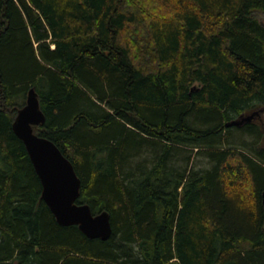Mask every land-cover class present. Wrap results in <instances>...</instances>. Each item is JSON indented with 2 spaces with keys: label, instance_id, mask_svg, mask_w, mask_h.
I'll list each match as a JSON object with an SVG mask.
<instances>
[{
  "label": "trees",
  "instance_id": "trees-1",
  "mask_svg": "<svg viewBox=\"0 0 264 264\" xmlns=\"http://www.w3.org/2000/svg\"><path fill=\"white\" fill-rule=\"evenodd\" d=\"M264 0H0V264H264ZM31 89L107 240L61 226L13 131Z\"/></svg>",
  "mask_w": 264,
  "mask_h": 264
},
{
  "label": "water",
  "instance_id": "water-1",
  "mask_svg": "<svg viewBox=\"0 0 264 264\" xmlns=\"http://www.w3.org/2000/svg\"><path fill=\"white\" fill-rule=\"evenodd\" d=\"M258 113L226 124V127L241 126L251 121ZM45 123L40 108L38 93L31 89L26 106L17 112L13 131L20 138L31 158L43 186L42 198L61 226L78 225L90 239L107 240L113 232L110 214L94 215L89 205H79L82 181L74 164L49 139L34 132V127ZM264 199V193H263Z\"/></svg>",
  "mask_w": 264,
  "mask_h": 264
},
{
  "label": "flooded vegetation",
  "instance_id": "flooded-vegetation-1",
  "mask_svg": "<svg viewBox=\"0 0 264 264\" xmlns=\"http://www.w3.org/2000/svg\"><path fill=\"white\" fill-rule=\"evenodd\" d=\"M255 113H258V115L255 116L251 121H253V120H260L261 122H264V109H261V110L255 112ZM251 121H248V122H245V123H250Z\"/></svg>",
  "mask_w": 264,
  "mask_h": 264
},
{
  "label": "rangeland",
  "instance_id": "rangeland-1",
  "mask_svg": "<svg viewBox=\"0 0 264 264\" xmlns=\"http://www.w3.org/2000/svg\"><path fill=\"white\" fill-rule=\"evenodd\" d=\"M257 16H258V18L261 20V22H263L264 23V13H258L257 14Z\"/></svg>",
  "mask_w": 264,
  "mask_h": 264
}]
</instances>
